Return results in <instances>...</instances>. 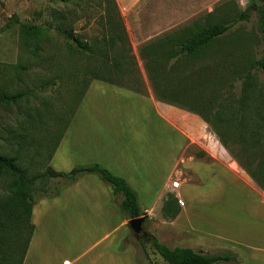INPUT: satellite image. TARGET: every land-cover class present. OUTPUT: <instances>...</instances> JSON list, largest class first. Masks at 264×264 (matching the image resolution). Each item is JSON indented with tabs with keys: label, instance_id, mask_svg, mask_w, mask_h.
Listing matches in <instances>:
<instances>
[{
	"label": "crops",
	"instance_id": "0c3cea01",
	"mask_svg": "<svg viewBox=\"0 0 264 264\" xmlns=\"http://www.w3.org/2000/svg\"><path fill=\"white\" fill-rule=\"evenodd\" d=\"M115 2L130 27L140 20L137 7L149 1ZM166 32L131 40L141 70L140 49ZM134 89L91 80L50 169L67 173L97 164L135 191L144 226L159 242L237 258L221 264H264V191L217 140L211 124L160 102L146 78ZM175 179L177 190L170 187ZM121 201L95 174L79 177L58 196L37 200L23 264H137L124 246L128 219Z\"/></svg>",
	"mask_w": 264,
	"mask_h": 264
},
{
	"label": "rangeland",
	"instance_id": "374dc122",
	"mask_svg": "<svg viewBox=\"0 0 264 264\" xmlns=\"http://www.w3.org/2000/svg\"><path fill=\"white\" fill-rule=\"evenodd\" d=\"M106 1L0 0V93L20 95L16 102L0 104V155L15 157L17 164L27 169L28 180L47 170L49 156L64 126L75 111L87 83L94 77L112 79L132 88L141 86L146 78L151 86L155 84L156 89L160 87L159 83L149 80L144 67L141 70L138 63L139 71L126 69L130 64L125 62L122 63L124 69L120 71L103 68L114 65L112 59L116 52H126V48L120 49V44L114 49L104 45L100 50L101 37L108 34L102 21L103 3ZM148 1L147 5L137 7L136 13L140 20L130 23V27L125 26L122 16L121 25L117 18L112 23V29L117 33L124 27L130 48L131 40L141 41L160 31L168 32L156 35L155 39L176 31L185 32L196 23L200 27L232 23L228 36L208 46L193 60L190 68L196 71L202 66L219 67L220 72H217L215 80L219 79L223 84L220 101L224 95L236 97L245 78L253 83L252 94L264 99V73L256 65L262 52V40L257 13L249 9L251 0ZM247 9V18L237 20ZM22 24L40 29V37L36 39L31 35L29 44H23ZM35 29L32 34H35ZM65 31L79 37L91 50L84 52L79 49L63 33ZM130 33L132 38H129ZM233 48L236 50L233 51ZM228 51H232L233 58L226 61L222 53ZM193 77L188 81L194 82L196 78ZM183 79L182 74L173 75L168 81L169 86L178 84L181 89ZM192 94L205 101L216 93L207 88L204 91L192 90ZM193 97L191 100H194ZM202 112H207V116L213 115V109L210 108ZM212 118L215 124L213 129L223 124L229 126L227 129L237 130L233 123H220L216 117ZM250 129L258 133V137H261L259 143L264 145V124L260 129ZM224 140L235 157L240 155L239 145L251 143V138L243 140L235 133L226 134ZM31 181V191L35 197L50 193L58 186L48 178ZM16 190L14 178L9 174H0V196H13ZM144 228L148 230V225ZM126 229L128 235L124 246L132 250L138 264H167L148 243L142 249L138 243L140 237L133 234L129 237L131 232L128 226Z\"/></svg>",
	"mask_w": 264,
	"mask_h": 264
},
{
	"label": "trees",
	"instance_id": "16d2710c",
	"mask_svg": "<svg viewBox=\"0 0 264 264\" xmlns=\"http://www.w3.org/2000/svg\"><path fill=\"white\" fill-rule=\"evenodd\" d=\"M64 1L75 3V0ZM250 2L251 6H249V9L251 8L257 13V24L262 40V52L260 58L256 61V65L264 73V1L251 0ZM103 6L102 21L108 34L106 35L105 33L104 36L101 37L102 40L99 43L101 45L100 50L104 48V45H106L108 49H114L118 44H120L121 50L123 47L124 49L126 48V52H116V56L112 59L114 65L104 66L103 68H105V70L107 69V71L110 69L120 71L124 69L122 63L125 62L130 64V67H126V69L129 68L133 71H139L136 58L131 53L128 36L124 27L122 26L120 28V33L112 29V23L115 18L119 20L120 25L122 24L120 10L115 0H107L103 3ZM247 15L248 9L242 12L237 20L246 19ZM237 20L235 22H237ZM232 26V23H219L212 26L200 27L196 23L194 27L189 28L185 32L179 33V31H176L175 33L165 34L150 41L140 49L139 57L143 62L144 70L147 72L149 80L151 82L155 81L160 85V87H158L159 89H156L157 85L155 84L152 86L157 92V99L160 102L194 113L205 123L211 124L212 128L215 127L212 117H216L220 123L235 124L237 130L227 129L229 126L226 127L223 124L217 125L216 129H214L215 136L243 168L251 180L264 191V145H260L259 141L261 137H258V133L250 129L253 127L260 129L264 124V99L255 97L252 94L253 83L250 80L247 81L245 78L244 83L240 85L239 94L236 97L224 95L220 101V92L222 91L223 84L220 83L219 79L215 80L217 72H220L218 69L219 67L217 65L202 66L196 71L190 68L193 60L207 49L208 46L211 47L213 43L228 36L227 33L231 30ZM22 28L23 44H29L31 35H34L36 39L40 37V29H35V27L28 24H22ZM34 29L36 32L32 34V30ZM63 33H65L68 39L73 41L79 49L84 52H89L91 50L89 45L81 41V39L72 32L65 31ZM177 47L178 49H176ZM233 49V51L236 50V48ZM99 53L104 54L102 51ZM222 55L226 61L233 58L232 51L222 53ZM183 72H185V75ZM179 74H182L184 78L182 80V88L179 89L178 84L170 87L168 81L171 76H177ZM192 76H194L193 78H196V80L194 82L192 80L188 81ZM93 79L116 84L118 86L121 85V83L115 82L112 79H105L101 76L94 77ZM90 82L91 81L87 83L83 95ZM131 86H133V84ZM230 86H232V84H230ZM126 88L137 91L132 87L127 86ZM207 88L216 94H211L205 101L198 95H194L196 99L193 97L192 90L204 91ZM191 97H193L194 100H191ZM19 98V94L9 96L0 93V104L13 103ZM175 100L181 101L190 107L186 108L182 105H178ZM204 106L211 110L213 109L212 114L215 116H207V112L203 113L202 111L206 108L201 107ZM71 118L64 126L59 140L49 156V160L65 133ZM249 122H251V124ZM247 132L250 133L246 135ZM228 133H235L237 137H243V140L251 138L250 145H239V157L233 156L229 151L228 145L224 142V137ZM16 161L17 159L15 157L0 155V174H9L12 176L16 182L17 188L13 196H0V264H23L34 231V225L31 221V211L34 203L41 198L58 196L61 188L75 182L79 177L85 174L97 175L109 185L115 194L121 195V209L126 214L128 220L139 217L145 218V213L139 208L135 191L129 187L125 180L114 176L108 170L97 164L76 166L67 173L54 172L48 166L45 172L28 180L26 176L27 169L18 165ZM35 178H48L49 180H54L58 186L50 193L35 197L31 191V180ZM132 234L131 232L129 237ZM139 239L138 243L142 249H144L145 244L148 243L150 248L167 264H221L223 262L237 261L236 256L230 252L211 255L187 247H168L159 242L145 228Z\"/></svg>",
	"mask_w": 264,
	"mask_h": 264
},
{
	"label": "water",
	"instance_id": "95a60500",
	"mask_svg": "<svg viewBox=\"0 0 264 264\" xmlns=\"http://www.w3.org/2000/svg\"><path fill=\"white\" fill-rule=\"evenodd\" d=\"M256 1H263V0H256ZM144 221H145L144 217H139V218H134V219L128 220V223H127L128 227L131 230V232L133 233V235L137 238H139L143 232Z\"/></svg>",
	"mask_w": 264,
	"mask_h": 264
},
{
	"label": "built area",
	"instance_id": "2783aa9c",
	"mask_svg": "<svg viewBox=\"0 0 264 264\" xmlns=\"http://www.w3.org/2000/svg\"><path fill=\"white\" fill-rule=\"evenodd\" d=\"M179 185H180V181H179L178 179H175V180H173V181L171 182L170 187H171L172 189H174V190H177V189L179 188ZM178 204H179L180 206H182V205H183V202H182L181 200H178Z\"/></svg>",
	"mask_w": 264,
	"mask_h": 264
}]
</instances>
